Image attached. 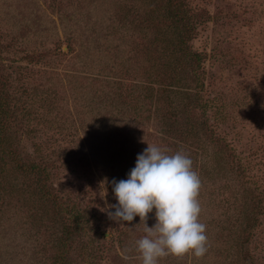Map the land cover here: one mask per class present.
Listing matches in <instances>:
<instances>
[{"label":"rangeland","instance_id":"1","mask_svg":"<svg viewBox=\"0 0 264 264\" xmlns=\"http://www.w3.org/2000/svg\"><path fill=\"white\" fill-rule=\"evenodd\" d=\"M175 1L0 0L2 139L17 155L0 161V264H55L71 208L85 230L63 264H141L143 220L107 211L147 144L192 159L207 237L203 256L157 264H264V0H177L200 66L174 47Z\"/></svg>","mask_w":264,"mask_h":264},{"label":"clouds","instance_id":"2","mask_svg":"<svg viewBox=\"0 0 264 264\" xmlns=\"http://www.w3.org/2000/svg\"><path fill=\"white\" fill-rule=\"evenodd\" d=\"M192 159L182 151L167 154L148 145L137 154L126 179L113 181L116 203L107 215L117 223L143 220L146 235L136 241L141 264H157L167 255L191 252L201 257L207 251L206 226L198 219L200 179ZM153 213L155 224L145 223Z\"/></svg>","mask_w":264,"mask_h":264},{"label":"trees","instance_id":"3","mask_svg":"<svg viewBox=\"0 0 264 264\" xmlns=\"http://www.w3.org/2000/svg\"><path fill=\"white\" fill-rule=\"evenodd\" d=\"M181 7V2L179 3L177 0L172 3L171 5V8L169 10V17L171 19H173L175 22L177 23H181L182 24V31H183V34L180 33L178 39L175 40L174 42V47H177L178 50L181 52V54L184 55L185 58H189L190 61L194 62L196 65L200 66L201 62H202V54L197 52V51H193L190 47H189V33L193 32L194 30V26L193 24L188 20L187 17H185V15L183 14V12L181 11L180 9ZM188 32V35L186 36L185 33ZM176 49V48H175ZM198 78V77H197ZM179 82V80H176V83ZM173 86V85H172ZM1 98V97H0ZM204 106H208L207 103H204ZM8 112H7V107L5 105V102L0 99V161H2L3 163H5L3 161V158H2V153L5 155L6 158L8 159H11V160H17V155H14L13 154V151L11 150H8L6 151L5 149L7 148L3 139H2V132L4 129H6V123H5V120H6V117L7 116ZM193 136L195 135L192 130H191V134H188V136ZM33 167L32 168H35L34 165H32ZM18 167L20 169H23V166L21 167L19 164H18ZM43 192V195L46 196V194L48 193V191L46 190V193L42 190ZM262 207L260 206L259 207V212L261 211ZM69 213H71V216L73 218V228H72V232L69 233V235L67 236L66 239L62 240L61 242V253L58 257V260L55 264H63V256L64 254L66 253L67 251V246H68V243L69 241L72 240V237L77 233V232H80V231H83L85 230V223L84 221L82 220V216L80 215V213L71 208ZM247 228H251L250 225L247 226Z\"/></svg>","mask_w":264,"mask_h":264}]
</instances>
